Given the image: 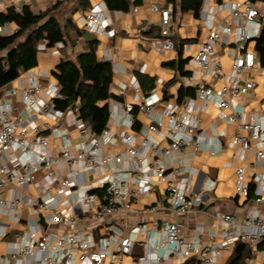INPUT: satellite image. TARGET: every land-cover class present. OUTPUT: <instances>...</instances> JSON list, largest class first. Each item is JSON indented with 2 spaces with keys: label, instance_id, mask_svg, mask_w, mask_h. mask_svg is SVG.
Listing matches in <instances>:
<instances>
[{
  "label": "built area",
  "instance_id": "obj_1",
  "mask_svg": "<svg viewBox=\"0 0 264 264\" xmlns=\"http://www.w3.org/2000/svg\"><path fill=\"white\" fill-rule=\"evenodd\" d=\"M219 7L227 9L229 15L219 22L207 21V40L191 62L206 78L222 83L200 82L195 86V97L183 103L168 104L158 111L156 105L163 99L156 91L143 95L136 104L110 99V119L104 130L95 134L80 117L79 105L67 111L56 109L54 100L61 97L58 85L34 83L22 89L20 97L25 106L17 114L12 99H0V241L7 238L12 223H22L25 206L37 212L28 222L32 229L15 234V239L7 242L0 264H123L133 254L138 237L148 232L163 239L152 245V259L140 257L133 264H160L172 256H180L185 263L218 264L224 252L232 251L237 243L247 245L252 255L262 251L264 257V212L258 209L245 218L218 213L217 227L208 230L206 244L201 241L203 225L195 227L194 236L186 237L183 225L168 218L154 219L151 229L147 223L131 226L128 221L134 214L164 210L186 216L201 206L202 197L194 193L193 175L183 156L188 147L204 149L200 119L195 113L209 104L218 108L226 123L236 126L229 142L235 157L244 159L252 153L264 165V119L247 121L240 103L256 88V83L245 80L244 75L256 65V53L247 48V42L254 40L264 25V0H228ZM7 8L8 0H0V12ZM151 10L159 9L152 5ZM173 17L172 6L161 12L163 38H159V45L163 52L174 49L170 38ZM84 22L99 35L108 27L101 5L86 11ZM11 33L9 23L0 25V35ZM139 37L143 39L141 33ZM233 43L237 52L227 75L218 47ZM193 78L187 79L189 85H193ZM139 113L148 117L149 124L137 129ZM40 115L47 116L49 122L39 121ZM154 135L167 144L164 146ZM51 138L64 141L58 152L49 148ZM40 172L41 195L25 197L22 189L36 183ZM235 176L238 194L248 197L246 168L237 167ZM252 182L255 202L262 203L264 174H255ZM158 183L165 185V199L137 210L140 197L156 193ZM214 184L211 181L208 188ZM3 216L10 222H4ZM41 217L47 227L40 223ZM89 221L107 236L97 239L84 226ZM141 245L147 247V242Z\"/></svg>",
  "mask_w": 264,
  "mask_h": 264
},
{
  "label": "crops",
  "instance_id": "obj_2",
  "mask_svg": "<svg viewBox=\"0 0 264 264\" xmlns=\"http://www.w3.org/2000/svg\"><path fill=\"white\" fill-rule=\"evenodd\" d=\"M58 1L8 0V7L16 8L20 6L23 9L24 6H29L34 13L39 14ZM227 1L204 0L198 17L192 11H179L173 17L170 27V38L175 43L184 42L182 57L187 60L184 66V71L187 74H180L170 65L176 62L179 57L176 44L173 50L163 52L159 45V38L147 37L142 33V31L148 29L151 25L160 26L161 12L168 9L172 4L167 3L166 0H141L139 5L132 7L130 12L125 13L108 9L104 0H90L92 7L101 5L103 8V15L108 21V27L105 32L99 35L91 27H86L84 15L88 10H78L74 13H68V16L72 17L78 28L84 32L81 36L75 30L69 32L68 41L74 40L76 45L71 47L69 43L63 48V44L50 47L45 42L41 43L39 46L38 65L24 72L18 79L5 87L0 88V99L5 97L12 99L15 105V114L19 113L25 106L20 97L22 89L34 83H39L44 87L48 85L59 86L54 71L57 69L60 61L63 58L74 60L77 55L88 49L87 44L89 41H97L98 58L112 64L113 81L111 91L122 98L121 102L136 104L139 103L143 95H149L153 91H156L163 99L162 102L156 105L158 111H161L168 104H178V92L182 85L195 88L200 82L210 85H220L222 83V81H217L213 78H206L204 72L201 69L197 70L191 60L200 44L207 40V21L213 20L214 22H219L229 15L227 9L219 7ZM152 5H157L159 10L153 12L151 10ZM135 7L138 8V11H134ZM9 26L12 30L11 34L17 31V26L14 23H9ZM139 33L143 35V39L139 37ZM247 48L256 53V65L252 71L244 75V79L253 80L256 83V88L244 95L240 103L244 107L245 119L251 121L253 119H264V63L256 50L255 39L247 42ZM236 52L237 45L235 43L222 44L218 47L220 60L227 75L231 73L233 57ZM140 76L144 77L142 85ZM189 77H194L193 85L187 83ZM174 79L176 81L172 82ZM150 80L154 81L153 89H150ZM168 83L170 84L168 89L170 97L165 100L163 96L164 88ZM120 90L123 91L121 92ZM197 104L201 105L202 103L197 101ZM195 115L200 119V140L204 145V149L196 151L192 147H188L183 157L184 163L189 165L191 174L193 175L194 193L202 197L201 206L186 216H177L169 210H164L150 215L142 213L138 215L134 214L128 218V221L131 226L147 223L149 229H151V222L154 219L168 218L178 221L183 225V234L186 237L194 236L196 234L195 227L203 225L205 231L202 234L201 241L202 244H206L208 242V230L217 227L216 215L218 213L229 212L237 215L239 218H245L253 209L264 212V201L259 204L256 203L255 193L251 197L238 194L237 178L235 176L236 168L244 166L247 170V183L249 187L251 185L255 187L252 177L255 174H264V165L263 163H259L256 156L252 153H249L244 159L235 157L234 150L229 146V142L236 131V126L226 123L220 117V111L215 105L209 104L205 110L198 111ZM138 119L137 129L149 124L148 117L143 113L138 114ZM39 121L49 122V118L45 115H40ZM154 137L161 141L164 146L167 144L166 141L161 140L159 135H154ZM63 146V140L51 138V146L49 148H52L53 151L58 152ZM42 175L43 173L40 172L36 183L22 189L21 192L25 197L37 198L41 195L43 189L39 181ZM211 181L215 182V184L210 189L208 187ZM164 199L165 185L158 183L157 192L142 195L135 204V208L142 210L148 207L151 202L163 201ZM21 215L22 223H12L11 232H9L5 240L0 241V253L7 251V242L14 240L15 234L32 229L28 225V222L30 219L37 217L35 208L25 206L21 211ZM3 221L10 222L6 216H3ZM84 226L93 232L99 240L107 236V233L93 221H89ZM162 239V236L157 235L155 232L140 235L133 254L127 256L123 264H133L140 257L148 256L152 259V245ZM144 242H147V247L141 245ZM98 243L100 244V242ZM234 249L224 252L222 257L219 258L218 264H227ZM262 263H264V257L261 251L257 255L251 254L245 258L242 264ZM160 264L186 263L180 256H172L163 260Z\"/></svg>",
  "mask_w": 264,
  "mask_h": 264
},
{
  "label": "trees",
  "instance_id": "obj_3",
  "mask_svg": "<svg viewBox=\"0 0 264 264\" xmlns=\"http://www.w3.org/2000/svg\"><path fill=\"white\" fill-rule=\"evenodd\" d=\"M166 1L172 4L174 17L179 11H192L198 17L204 4V0ZM104 2L110 10L127 13L132 7L139 5L141 0H104ZM91 8L90 0H59L39 14L34 13L29 6H24L22 11H17L15 7H8L5 12H0V25L14 23L17 26V31L13 34L0 35V88L38 65L41 43L45 42L50 47L63 44V48L69 43L71 47L76 45L74 40L68 41L69 32L75 30L79 36L84 32L78 28L68 13ZM142 33L147 37L163 38L160 26L151 25ZM255 42L256 50L264 63V25L255 38ZM87 45L88 49L77 55L74 60L63 58L54 71L61 94L60 98L54 100V105L61 111H67L79 105L80 117L91 126L95 134H100L110 119L109 100H122V98L111 91L112 64L98 58L97 41H89ZM174 45L179 51V57L170 65L180 74H187L184 71L187 60L182 57L184 42H174ZM139 78L142 85L144 77ZM175 81L176 79L172 80V82ZM150 82V89H153L154 81L150 80ZM169 85V83L166 84L164 88L165 100L170 97ZM193 97H195V88L182 85L178 92V103ZM254 188L253 185L249 187V197L253 196ZM250 255L247 245L237 243L227 264H242ZM190 263L192 264L193 261L186 264Z\"/></svg>",
  "mask_w": 264,
  "mask_h": 264
},
{
  "label": "water",
  "instance_id": "obj_4",
  "mask_svg": "<svg viewBox=\"0 0 264 264\" xmlns=\"http://www.w3.org/2000/svg\"><path fill=\"white\" fill-rule=\"evenodd\" d=\"M40 223H41L44 227H47V224H46V222H45V220H44L43 217H41V219H40Z\"/></svg>",
  "mask_w": 264,
  "mask_h": 264
},
{
  "label": "rangeland",
  "instance_id": "obj_5",
  "mask_svg": "<svg viewBox=\"0 0 264 264\" xmlns=\"http://www.w3.org/2000/svg\"><path fill=\"white\" fill-rule=\"evenodd\" d=\"M66 8H67V7H66ZM67 9H69V8H67ZM69 10H70V9H69ZM69 10H68V11H69Z\"/></svg>",
  "mask_w": 264,
  "mask_h": 264
}]
</instances>
